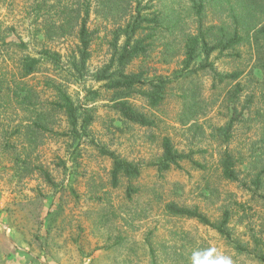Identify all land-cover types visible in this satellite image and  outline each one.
<instances>
[{"label":"rangeland","instance_id":"obj_1","mask_svg":"<svg viewBox=\"0 0 264 264\" xmlns=\"http://www.w3.org/2000/svg\"><path fill=\"white\" fill-rule=\"evenodd\" d=\"M139 1L144 12L168 18L172 27L161 24L149 55L134 59L127 71L170 77L181 66L183 33L195 31L191 0ZM83 4L93 39L83 73L70 76L65 60L76 50L78 27L68 11ZM135 7L136 0H0V264H193V253L208 248L231 256L234 264H264V71L253 66L255 45L242 43L239 55H210L215 71H242L237 79L219 82L209 67L196 64L188 79L169 85L158 106L130 98L153 119L141 126L111 108L112 94L93 77L111 55V27L123 24ZM234 8L237 0H204V25L224 22L232 28L233 15H239ZM250 16L256 28L264 25V6ZM63 23L69 28L62 35ZM45 49L61 55L63 69L42 58ZM25 55L42 59L24 77ZM237 81L243 83L242 100L253 92L254 97L249 108L238 110L240 120L223 143L215 129L229 119L228 92ZM49 83L67 88L81 115L92 117L74 153L62 135L66 117L50 105L56 91ZM188 88L195 100L184 96ZM164 137L189 155L179 168L159 170L154 164ZM101 147L138 163L139 177H121L112 186L111 159ZM225 148L238 158L237 181L222 176ZM260 171L263 184L256 187L251 180ZM128 185L136 189L130 199ZM170 201L196 207L212 221L230 209V236L168 214L164 205Z\"/></svg>","mask_w":264,"mask_h":264},{"label":"trees","instance_id":"obj_2","mask_svg":"<svg viewBox=\"0 0 264 264\" xmlns=\"http://www.w3.org/2000/svg\"><path fill=\"white\" fill-rule=\"evenodd\" d=\"M111 0H107V4ZM137 7L129 13V17L123 24H118L111 27L110 35L111 39L109 45L111 48V55L108 62H106L101 68L97 69L93 74L96 81L102 82L105 88L110 91L111 96V108L115 110L124 120L141 125L150 126L153 124V119L143 111L137 109L130 98L139 96L142 97L147 105L151 108L158 106L166 95V91L169 85L177 80H186L192 75L194 66L199 64L200 67H209L212 71V75L219 82L224 79H237L242 75V71L234 70L229 73H219L212 68L209 63L210 55L217 51L219 53L225 51H232L239 55L237 47L242 43H247L248 47L251 44L255 45V63L261 71H264V25H260L256 28L252 22V17H247L248 14H254L259 9L260 5L264 6V0H237V9L239 15H233L234 25L232 28L222 22L218 24L204 25L203 23V8L204 0H191V8L197 23L194 32L183 33L182 55L180 69L172 72L171 76L166 75H148L143 70L139 71H127L128 66L132 61L138 57H147L153 46V41L156 37V30L159 26L167 22L166 29H170V20L160 19V15H149L144 12V8L139 5V0H136ZM260 3V4H259ZM257 7V8H255ZM71 17H75L77 23L76 39L77 46L73 53H70L66 57V65L70 70V76L74 73L77 76H81L86 63L89 59V46L93 39L94 31L89 30L87 23L89 19L90 10L85 4L81 5L77 9L68 11ZM244 18H247L244 20ZM165 21V22H162ZM178 21H175L173 28L178 26ZM241 26V27H240ZM59 28L63 31L62 35L69 28L68 23L59 25ZM256 28L255 33L250 35L251 29ZM45 56V57H44ZM42 58H45L46 62L60 66L61 55L57 52H51L48 49L42 51ZM41 58V59H42ZM40 58L25 55L20 60V70L22 75L28 76L36 72ZM59 68L63 69L61 65ZM73 71V72H72ZM251 73L249 72L248 76ZM56 91V100L51 101L53 109L60 110L67 121V129L63 131L62 135H66V142L68 147H73L72 152L77 150L80 144L82 136H88V127L91 123V116L85 115L84 117L79 112V108L74 103L67 91V88H62L60 84L49 83ZM243 83L237 81L235 86L228 92V100L230 101V116L229 119L215 130L218 133L217 136L221 138L223 143H227L230 140L232 130L235 121L240 120L241 112L244 108H249V103L254 97V92L250 95H245L242 100ZM189 93H185L184 96H194L195 100L196 92L188 88ZM93 95H97V91H93ZM246 102L244 105L243 103ZM238 104L239 108L238 109ZM35 122V125H38ZM7 142V141H5ZM162 153L156 161V166L159 170H168L172 167L179 168L181 161L188 159L189 155L181 153L174 147L172 141L168 137H164L161 142ZM101 152L111 159L110 167V180L112 186H117L121 177L127 179H135L141 174V167L138 163H134L125 158H122L115 154L113 151L101 147ZM77 152H75V155ZM237 157L232 152L225 148L219 157V164L222 172V176L231 181H237L238 176L236 172V164L238 163ZM76 158L74 159V161ZM198 164V162H195ZM41 174L45 180L54 185L53 180L49 173L40 167ZM262 171L257 173L251 180V183L256 187L263 184ZM136 189L130 185L127 187L126 195L130 199L133 192ZM165 211L173 216L186 217L195 219L198 222L210 226L222 235L230 236L227 230V224L229 221V215H231L230 209L226 208L221 213V218L217 221H212L206 214L199 211L196 207H187L179 205L173 201L167 202L164 205Z\"/></svg>","mask_w":264,"mask_h":264},{"label":"clouds","instance_id":"obj_3","mask_svg":"<svg viewBox=\"0 0 264 264\" xmlns=\"http://www.w3.org/2000/svg\"><path fill=\"white\" fill-rule=\"evenodd\" d=\"M193 264H234L231 256L216 254L215 248H208L201 252L193 253Z\"/></svg>","mask_w":264,"mask_h":264}]
</instances>
